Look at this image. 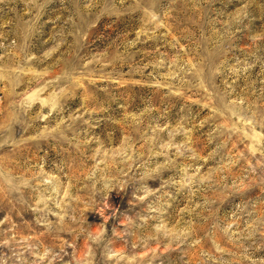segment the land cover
Segmentation results:
<instances>
[{"label":"rangeland","instance_id":"rangeland-1","mask_svg":"<svg viewBox=\"0 0 264 264\" xmlns=\"http://www.w3.org/2000/svg\"><path fill=\"white\" fill-rule=\"evenodd\" d=\"M0 17V264H264V0Z\"/></svg>","mask_w":264,"mask_h":264},{"label":"built area","instance_id":"built-area-1","mask_svg":"<svg viewBox=\"0 0 264 264\" xmlns=\"http://www.w3.org/2000/svg\"><path fill=\"white\" fill-rule=\"evenodd\" d=\"M1 22V17H0ZM12 44H14V41H4L3 39H0V52L4 50L6 47H10ZM5 90H4V84L0 79V113L2 112V109L4 107L5 102Z\"/></svg>","mask_w":264,"mask_h":264}]
</instances>
